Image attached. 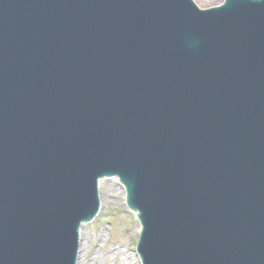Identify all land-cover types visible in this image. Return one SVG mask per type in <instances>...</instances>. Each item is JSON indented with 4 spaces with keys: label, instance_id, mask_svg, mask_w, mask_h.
Returning <instances> with one entry per match:
<instances>
[{
    "label": "water",
    "instance_id": "1",
    "mask_svg": "<svg viewBox=\"0 0 264 264\" xmlns=\"http://www.w3.org/2000/svg\"><path fill=\"white\" fill-rule=\"evenodd\" d=\"M109 178L143 264H264V0H0V264H77Z\"/></svg>",
    "mask_w": 264,
    "mask_h": 264
},
{
    "label": "rangeland",
    "instance_id": "2",
    "mask_svg": "<svg viewBox=\"0 0 264 264\" xmlns=\"http://www.w3.org/2000/svg\"><path fill=\"white\" fill-rule=\"evenodd\" d=\"M201 8L224 0H194ZM101 209L93 222L83 226L79 264H141L135 245L140 235L136 215L125 202V193L117 178L100 183Z\"/></svg>",
    "mask_w": 264,
    "mask_h": 264
},
{
    "label": "bare ground",
    "instance_id": "3",
    "mask_svg": "<svg viewBox=\"0 0 264 264\" xmlns=\"http://www.w3.org/2000/svg\"><path fill=\"white\" fill-rule=\"evenodd\" d=\"M100 200H101V198H100ZM82 232H83V229H81V232H80V233H81V234H80V237H81V238H82V236H83ZM80 244H81V242H80ZM78 262H80L79 259H78ZM76 263H77V262H76ZM77 264H79V263H77Z\"/></svg>",
    "mask_w": 264,
    "mask_h": 264
}]
</instances>
